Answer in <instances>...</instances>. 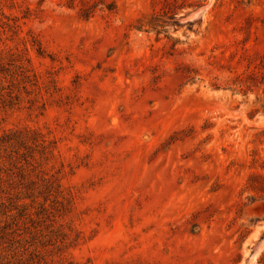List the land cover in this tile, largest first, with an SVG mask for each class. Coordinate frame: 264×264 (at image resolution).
<instances>
[{
    "label": "rangeland",
    "instance_id": "1",
    "mask_svg": "<svg viewBox=\"0 0 264 264\" xmlns=\"http://www.w3.org/2000/svg\"><path fill=\"white\" fill-rule=\"evenodd\" d=\"M0 264H264V0H0Z\"/></svg>",
    "mask_w": 264,
    "mask_h": 264
}]
</instances>
